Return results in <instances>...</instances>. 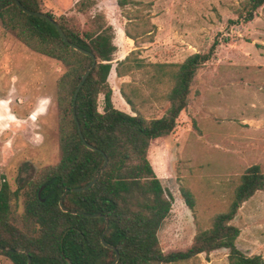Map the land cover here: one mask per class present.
<instances>
[{
	"label": "trees",
	"instance_id": "obj_1",
	"mask_svg": "<svg viewBox=\"0 0 264 264\" xmlns=\"http://www.w3.org/2000/svg\"><path fill=\"white\" fill-rule=\"evenodd\" d=\"M32 12L45 13L65 33V42L52 22L28 15L15 0H0V24L32 51L60 61L67 69L59 81L60 161L42 169L16 191L4 182L0 188V255L12 264H111L116 251L102 244L109 221L106 242L120 254L117 264H199L200 256L228 250L229 264H264L261 256H247L237 246L241 229L233 224L242 206L256 193L264 192V173L254 165L242 175L228 209L211 219V227H198L192 244L185 250L164 252L158 233L169 217L173 196L162 186L149 159L153 141L170 136L178 119L190 105L192 85L217 54L222 44L218 38L206 53L190 55L182 63H146L140 58L141 45L155 42L158 27L152 23V3L116 0L127 38L138 50L114 65L115 29L106 16L90 17L82 25L74 16L56 18L44 11L43 0H18ZM93 0L78 3V12L95 6ZM264 0H245L236 10L234 25L252 22ZM228 39L224 40L227 43ZM73 46L92 53L97 64L76 100L77 121L88 149L82 142L72 101L82 77L93 60ZM118 79L144 76L143 87L131 81L120 86L122 101L132 114L118 106L111 86L112 73ZM103 97V112L100 98ZM168 106L161 117H148L146 107ZM105 158L108 163L105 165ZM98 175L96 184L87 191L70 192L64 206L60 199L68 189L84 187ZM41 197L39 191L43 188ZM25 189V191H24ZM24 194V213L19 223L12 215V202ZM188 208L195 214L192 191L181 189ZM85 214H99L90 218ZM10 250H13L11 252Z\"/></svg>",
	"mask_w": 264,
	"mask_h": 264
},
{
	"label": "rangeland",
	"instance_id": "obj_2",
	"mask_svg": "<svg viewBox=\"0 0 264 264\" xmlns=\"http://www.w3.org/2000/svg\"><path fill=\"white\" fill-rule=\"evenodd\" d=\"M85 0H43L44 11L56 18L77 17L82 25L102 13L115 29L118 50L114 65L132 51L116 0H94L95 6L78 12ZM152 3L155 42L142 44L146 63H182L190 55L209 51L221 41L216 57L201 70L193 85L190 105L174 132L153 141L149 159L163 188L173 196L169 217L158 233L164 252L185 250L198 227L209 229L211 219L228 209L242 175L254 165L264 173V6L248 24L234 25L236 10L245 0H135ZM228 39L227 43L224 40ZM66 67L40 55L6 32L0 24V188L6 182L16 191L42 169L60 161L59 81ZM111 86L122 101L120 86L144 76L118 79ZM103 112V97L100 98ZM167 105L146 107L148 117H161ZM128 111L132 114L130 108ZM182 187L192 191L195 214L186 205ZM25 191V189H24ZM24 213L23 191L12 202L19 223ZM233 224L241 229L238 248L247 256L264 258V192L240 209ZM0 264H12L0 255ZM199 264H229L228 250L200 256Z\"/></svg>",
	"mask_w": 264,
	"mask_h": 264
},
{
	"label": "water",
	"instance_id": "obj_3",
	"mask_svg": "<svg viewBox=\"0 0 264 264\" xmlns=\"http://www.w3.org/2000/svg\"><path fill=\"white\" fill-rule=\"evenodd\" d=\"M17 5L19 6L20 9L23 10L24 13L28 14V15H32V16H36V17H40V18H44L50 22H52V24L56 27L57 31L59 32V34L61 35L62 39L65 41V42H68V39L65 35V33L63 32V30L61 29V27L52 19L50 18L47 14L45 13H38V12H32V11H29L27 10L26 8H24V6L18 1V0H15ZM74 49L76 51H79L87 56H90L93 60V63H92V66L89 70L86 71V73L84 74V76L82 77V80L81 82L79 83L75 93H74V96H73V101H72V107H73V115H74V118L76 119V124H77V128H78V133H79V136L83 142V144L90 150L92 151H96V148L93 147L92 145L88 144L82 134V130H81V127H80V124L79 122L77 121V115H76V100L78 98V95L83 87V85L85 84V82L87 81L90 73L92 72V70L95 68L96 64H97V58L90 52H87L77 46H73ZM105 165L103 167V170L105 169L107 163H108V160L107 158H105ZM100 178V175H98L90 184L84 186V187H79V188H73V189H68L64 192V194L62 195L61 199H60V208L63 212L65 213H72L74 215H77V214H83V213H79V212H71L70 210H68L65 206H64V198L65 196L70 193V192H83V191H87L89 190L90 188H92L96 182L98 181V179ZM45 187H43L40 191H39V197H41L42 195V192L44 190ZM85 216L87 217H90V218H97V217H100L101 215L99 214H85ZM108 229H109V221L106 219V229L102 235V244L106 247V248H109V249H112V250H115L116 251V258L114 260L113 263L111 264H117L118 261H119V258H120V254L119 252L111 245H109L106 240H105V235L108 233ZM0 250L2 251H7L6 248H3L0 246ZM11 252H13V250H10ZM29 264H31V260L29 258Z\"/></svg>",
	"mask_w": 264,
	"mask_h": 264
},
{
	"label": "crops",
	"instance_id": "obj_4",
	"mask_svg": "<svg viewBox=\"0 0 264 264\" xmlns=\"http://www.w3.org/2000/svg\"><path fill=\"white\" fill-rule=\"evenodd\" d=\"M94 1V0H93ZM127 38V37H126ZM114 42H115V40H114ZM133 41L131 40V39H129V38H127V41L125 42L124 41V43H122V46H123V49L125 50L128 46L126 45V44H130V43H132ZM117 46V45H116ZM113 75H116L115 74V72H113L112 73V76ZM115 95H116V93H115ZM117 101H118V106L119 107H121L123 110H125V111H128V109H129V106H128V104L125 102V101H121L119 98H117Z\"/></svg>",
	"mask_w": 264,
	"mask_h": 264
}]
</instances>
